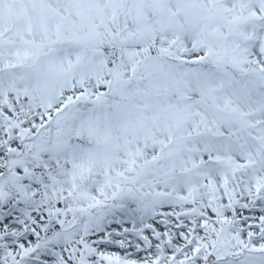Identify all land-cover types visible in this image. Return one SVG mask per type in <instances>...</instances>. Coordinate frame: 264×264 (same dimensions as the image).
<instances>
[{
  "label": "snow or ice",
  "instance_id": "snow-or-ice-1",
  "mask_svg": "<svg viewBox=\"0 0 264 264\" xmlns=\"http://www.w3.org/2000/svg\"><path fill=\"white\" fill-rule=\"evenodd\" d=\"M0 264H264V0H0Z\"/></svg>",
  "mask_w": 264,
  "mask_h": 264
}]
</instances>
